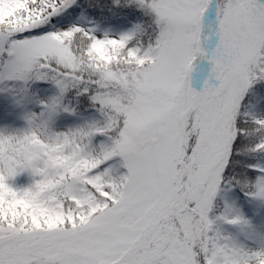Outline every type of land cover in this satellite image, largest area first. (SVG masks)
Returning a JSON list of instances; mask_svg holds the SVG:
<instances>
[{
  "label": "snow or ice",
  "instance_id": "obj_1",
  "mask_svg": "<svg viewBox=\"0 0 264 264\" xmlns=\"http://www.w3.org/2000/svg\"><path fill=\"white\" fill-rule=\"evenodd\" d=\"M0 264H264V0H0Z\"/></svg>",
  "mask_w": 264,
  "mask_h": 264
}]
</instances>
